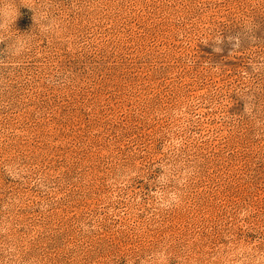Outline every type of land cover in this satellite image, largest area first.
<instances>
[{"label":"rangeland","instance_id":"rangeland-1","mask_svg":"<svg viewBox=\"0 0 264 264\" xmlns=\"http://www.w3.org/2000/svg\"><path fill=\"white\" fill-rule=\"evenodd\" d=\"M0 264H264V0H0Z\"/></svg>","mask_w":264,"mask_h":264}]
</instances>
